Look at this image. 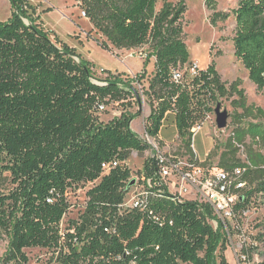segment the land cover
I'll use <instances>...</instances> for the list:
<instances>
[{
    "label": "trees",
    "instance_id": "obj_1",
    "mask_svg": "<svg viewBox=\"0 0 264 264\" xmlns=\"http://www.w3.org/2000/svg\"><path fill=\"white\" fill-rule=\"evenodd\" d=\"M11 18L0 21V241L10 238L2 264H30L28 249L54 253L56 264H217L225 249L222 235L209 220V205L177 201L157 185L141 208H124L133 153L148 144L130 128L127 112L137 92L129 81L104 70L96 79L93 65L75 49L54 41L34 21L25 23L28 0H10ZM80 0L100 45L131 50L149 45L155 58L148 93L155 107L145 124L146 135L160 140L164 120L172 115L182 155L193 161L192 130L214 113L220 99L236 96L232 123L224 144H217L202 166L231 177L238 196L235 222L243 213L264 205V110L249 104L235 81L222 83L215 66H194L184 40V1ZM211 22L227 21L216 0H205ZM235 57L264 90V0H238L233 10ZM194 69V73L189 71ZM182 73L175 81L174 72ZM120 103L119 119L103 122L100 108ZM237 110H241L238 113ZM253 121V122H252ZM163 142V141H162ZM106 165L107 168H104ZM159 168L145 160L139 177L151 178ZM234 178V177H233ZM92 185L83 210L64 225L71 210L70 191ZM259 232L243 248L246 261L258 255ZM246 252V253H244ZM263 260L258 264H264Z\"/></svg>",
    "mask_w": 264,
    "mask_h": 264
},
{
    "label": "rangeland",
    "instance_id": "obj_2",
    "mask_svg": "<svg viewBox=\"0 0 264 264\" xmlns=\"http://www.w3.org/2000/svg\"><path fill=\"white\" fill-rule=\"evenodd\" d=\"M163 1L175 3L184 1L187 6L183 17V30L191 63L200 69H206L213 64L222 83L227 86L232 85L235 81H240V88L245 91L248 103L255 104L264 110V90L257 89L249 78V72L234 54L233 38L236 22L233 10L237 8L238 0H216L217 12L228 13L230 17L227 21L215 24L211 22L213 12L207 9L205 0H161L160 5ZM28 2L31 8L28 10L29 17L24 20L25 23L31 24L34 21L44 28L51 40L54 41V38L57 37L61 42L75 49L77 55L93 65L96 79H105L108 75L103 71L106 70L119 76L122 81L130 82V86L137 92L136 98L131 101V106L127 111L132 116L130 128L144 141L147 138L145 124L156 105L148 93L155 63V58H148L152 51L150 46L145 45L131 50L115 48H112L111 51L106 50L100 45L105 41L104 38L93 28L89 19L83 16L80 0H28ZM11 15V1L0 0V21L9 20ZM189 73L191 74L192 71L190 70ZM236 99V96L220 99L215 106V109L219 106L222 112H227L230 116L225 130L217 128L216 116L213 113L196 134L194 150L202 161L207 158L215 144L222 151L225 142L234 130L232 114L235 109L232 103ZM124 112V107L120 103H110L99 114V119L107 123L121 118ZM237 112L241 113V110H237ZM159 138L163 142L159 146L157 145L156 149L151 147L143 155L133 153L128 160L132 170V179L125 198V206L132 205L144 187L145 183L138 178L137 173L143 169L147 158H155L159 153L182 159L183 150L179 142L174 116L170 115L164 120ZM260 150L264 155V148H260ZM211 162L215 166L217 159ZM91 187L92 185H82L70 191L69 200L72 207L65 217L64 225L69 220L76 219L83 210L86 192ZM209 222L215 230L221 233L222 243L225 244V249L219 251L225 261L219 258L217 264H258L263 260V241L257 245L259 256L253 255L251 261L240 258V255L243 253L244 247L253 245L252 242L256 241L259 232L264 234V205L259 211L247 215L241 223V227H236L233 221L228 222L227 229L216 220L210 219ZM238 232L242 235H239ZM9 244V237L0 241V264H2ZM26 252L30 264H56L53 252L38 248L28 249ZM246 256L249 255L245 254Z\"/></svg>",
    "mask_w": 264,
    "mask_h": 264
},
{
    "label": "built area",
    "instance_id": "obj_3",
    "mask_svg": "<svg viewBox=\"0 0 264 264\" xmlns=\"http://www.w3.org/2000/svg\"><path fill=\"white\" fill-rule=\"evenodd\" d=\"M83 16L86 17L84 12ZM191 71V74H193L194 69ZM181 75L182 73L180 71H175V81H179ZM100 110L101 112L104 111L105 107L102 106ZM201 127L202 126H196L192 130L191 147L194 152L193 161H188V158L183 155L181 156L182 159H180L178 157L161 155L159 153L155 158H147L155 160L159 168L156 169L152 177L148 179L137 175L140 180L144 181V187L133 204L129 206H125L124 204V208L143 207L148 199L150 190H153L159 185L164 192L173 196L177 201H191L202 205H209L214 212L215 218L212 220H216L224 228L227 229L228 222L231 221L235 223L236 227H241L234 219L236 215L235 204L238 201V196L230 192L232 187L239 189L245 187L243 183L234 185V181L241 175V171L237 170L233 178L224 171L216 170L214 166L201 165L206 159L202 161L194 150V139L196 134L201 130ZM144 141L148 144L149 150L151 147L156 149L157 145L159 146L162 143L161 139L156 140L148 136ZM104 168H107L106 165ZM252 212H256V210L244 212L242 219L244 220L245 217ZM238 234L242 235V233L239 232ZM255 256L257 257L258 255ZM240 258L247 259V256L245 257V254L241 253Z\"/></svg>",
    "mask_w": 264,
    "mask_h": 264
},
{
    "label": "water",
    "instance_id": "obj_4",
    "mask_svg": "<svg viewBox=\"0 0 264 264\" xmlns=\"http://www.w3.org/2000/svg\"><path fill=\"white\" fill-rule=\"evenodd\" d=\"M214 113L216 116L217 128L219 130H225L228 126V119L230 118V116L228 115L227 112H222L219 106H217L216 109H214ZM129 187H130V184L128 185V189Z\"/></svg>",
    "mask_w": 264,
    "mask_h": 264
},
{
    "label": "crops",
    "instance_id": "obj_5",
    "mask_svg": "<svg viewBox=\"0 0 264 264\" xmlns=\"http://www.w3.org/2000/svg\"><path fill=\"white\" fill-rule=\"evenodd\" d=\"M131 72H133V71H131Z\"/></svg>",
    "mask_w": 264,
    "mask_h": 264
}]
</instances>
